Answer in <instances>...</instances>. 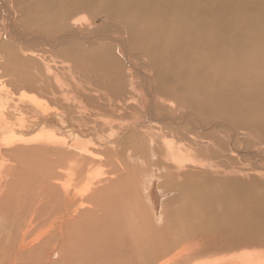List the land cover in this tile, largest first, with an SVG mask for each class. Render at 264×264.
Wrapping results in <instances>:
<instances>
[{
    "label": "bare ground",
    "instance_id": "bare-ground-1",
    "mask_svg": "<svg viewBox=\"0 0 264 264\" xmlns=\"http://www.w3.org/2000/svg\"><path fill=\"white\" fill-rule=\"evenodd\" d=\"M263 1L0 0V210L28 213L16 257L172 264L139 248L161 235L142 214L145 170L179 189L239 157L264 169V20L244 14ZM98 13L118 31L94 27Z\"/></svg>",
    "mask_w": 264,
    "mask_h": 264
},
{
    "label": "rangeland",
    "instance_id": "rangeland-1",
    "mask_svg": "<svg viewBox=\"0 0 264 264\" xmlns=\"http://www.w3.org/2000/svg\"><path fill=\"white\" fill-rule=\"evenodd\" d=\"M81 14L75 17H83L84 14ZM244 14L248 19L255 16L256 21L263 22L264 1L259 4L249 3ZM19 15L15 9L16 19ZM93 19V26L100 30L118 31L114 26L118 23L102 13H98ZM18 28L21 33H25L21 25H18ZM258 29V32L262 30L260 26ZM5 34L6 18L0 5V39L5 37ZM134 75L136 76L135 73ZM256 87L261 92L264 91V86ZM170 112L173 111L166 110V113ZM242 158L208 167L203 174L195 175L187 185L181 184L179 189L166 185L165 181L157 176L158 169L145 170L142 180L137 183L142 214L147 216L143 215L151 231L160 229L161 235L152 242V247L145 241L139 248H147L148 252L153 249L159 255L163 254L164 257L160 260L172 264H194L246 251H264V222L257 226L252 225L256 218H264V169H256L249 160ZM255 205L261 207L255 209ZM27 215L26 211L22 213L15 206L0 210V264H24L26 254L16 257L18 236L15 237V233H18L19 226L22 228ZM221 218L227 221L226 227L219 231V227H222ZM36 232L37 228L28 232L26 242L30 241ZM76 249L78 251V247L72 251L75 255L71 263L86 264V261L79 260V252L77 253ZM22 256L24 258H21ZM65 256L64 258H68ZM12 258H17L14 263ZM49 260V264H63L53 252L50 253ZM34 261L31 258L25 264H36Z\"/></svg>",
    "mask_w": 264,
    "mask_h": 264
}]
</instances>
